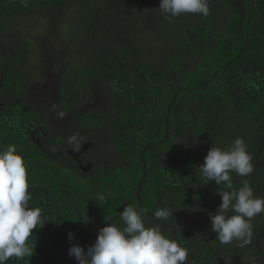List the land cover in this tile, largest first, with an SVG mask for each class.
<instances>
[{"label":"trees","instance_id":"obj_1","mask_svg":"<svg viewBox=\"0 0 264 264\" xmlns=\"http://www.w3.org/2000/svg\"><path fill=\"white\" fill-rule=\"evenodd\" d=\"M159 4L0 0V93L19 92L14 108H0V147L19 143L17 120L25 117L31 129L36 125L39 114L27 102L29 95L37 97L35 84L41 104L54 100L50 107L56 100L65 104L71 95L95 97L106 107L105 113L87 111L78 120L84 135L104 133L105 149L89 171L71 164L67 153L58 158H68L69 165L42 164L33 148L24 147L31 154L22 156L32 188L29 203L43 210L45 225L29 239L33 256L12 257L6 264H77L68 252L72 244L86 251L112 216L125 206H139L145 147L140 209L146 226L160 223L169 238L188 249V259L205 264L239 252L260 253L264 260V212L251 220L249 243L222 244L209 215L221 203L218 191L226 189L199 168L211 145L227 148L243 137L254 171L247 177L233 172V186L248 180L254 194L264 197V0H209L207 16L168 19ZM59 51L72 60L63 61ZM46 82L53 87L44 88ZM33 191L39 198L52 192L50 206L59 209L43 207ZM100 194L106 202L98 201ZM165 207L174 211L173 218L154 221V211ZM113 223L124 226L120 217Z\"/></svg>","mask_w":264,"mask_h":264},{"label":"clouds","instance_id":"obj_2","mask_svg":"<svg viewBox=\"0 0 264 264\" xmlns=\"http://www.w3.org/2000/svg\"><path fill=\"white\" fill-rule=\"evenodd\" d=\"M157 10L166 19L182 14L207 16L210 13L209 0H160ZM18 96L16 88L6 90L4 95H0V108L4 110L7 107L14 108ZM64 99L66 101V97ZM90 103L92 101H87L82 96L71 95L65 104L59 101L50 109H59L68 114L70 125L72 120L78 123V120L83 119L87 111L94 114ZM96 103L100 104L97 101ZM96 110L98 113L99 110ZM101 133L102 131H97V135ZM92 135L93 132L87 136ZM72 139L74 137L69 139V143ZM102 146L101 143L95 150L100 151ZM252 160L244 138L237 137L227 148L211 145L203 164L199 166L202 175L208 181H214L218 186L224 185L226 189L218 191L221 203L215 213L209 215L211 230L222 244H229L233 240L242 241L243 244L249 243L252 236L251 220L264 212V197L254 194L248 180H244L238 189L233 186L232 173L241 177L249 176L254 171ZM27 176V164L18 152L17 145L7 144L0 147V264H6L12 257L17 259L32 257L34 246L29 243V239L34 236V229L38 230L45 225L43 210L30 206L32 196ZM34 192L39 198L38 192ZM60 194L56 196L58 204ZM51 197L52 192H45L38 200L44 207L59 209L50 206ZM98 201L106 202L105 194H100ZM173 212L166 207L158 208L153 213L154 221H167L173 218ZM145 218L143 208L125 206L120 212L123 227L106 223L98 231L95 242L88 246L86 251L83 246L72 244L68 250L69 255L77 264H186L188 249L169 238L160 223H154L151 227L146 226ZM56 230L58 237L59 231ZM68 238L72 240L73 233L69 232Z\"/></svg>","mask_w":264,"mask_h":264},{"label":"flooded vegetation","instance_id":"obj_3","mask_svg":"<svg viewBox=\"0 0 264 264\" xmlns=\"http://www.w3.org/2000/svg\"><path fill=\"white\" fill-rule=\"evenodd\" d=\"M0 95L2 94L0 93ZM27 102L30 108H35L39 116L35 120L36 125L32 129L31 126H25L26 123H28L26 122L27 119L25 117L16 121L17 129L14 133L18 135L20 139L17 144L18 152L23 157L31 156L30 153H27L29 149L24 148L25 146H29L30 148H33V152L38 159L42 160H39L42 164H44L43 161H49L53 162L55 165H69L68 158H71V164H78L84 171L92 169L94 163L98 162L96 156L99 151H96L95 148L100 146L103 142L102 137L104 133L97 135V130H94L92 137L84 135L83 129L80 130L78 128L79 125L75 120H72L69 125L68 114L63 113V111L59 109L54 110L49 108L54 100L44 102L40 105H37L31 98H28ZM58 102L59 101L56 100L54 104H57ZM90 106L93 109L94 114H96L97 110L94 107V104L90 103ZM82 111L83 109H81V112ZM72 137H74V139L69 143V139ZM78 148L82 149V151L78 157H75L71 151L76 153ZM65 153L69 155L68 158H58ZM89 155H91L90 160L86 159ZM106 161L103 162L106 163ZM106 165L107 164H105V166ZM29 177L28 174V181L30 179ZM29 189H32L31 186ZM32 193L36 196L34 191ZM73 198L75 197L73 196ZM236 256L237 257H230L229 255H222L221 257L216 258L217 262L215 264H264V260L259 258V256H261L260 253L251 256V253L246 252V254H244L239 252ZM186 264H205V261L190 258L186 261Z\"/></svg>","mask_w":264,"mask_h":264},{"label":"rangeland","instance_id":"obj_4","mask_svg":"<svg viewBox=\"0 0 264 264\" xmlns=\"http://www.w3.org/2000/svg\"><path fill=\"white\" fill-rule=\"evenodd\" d=\"M65 52H66V56H63V52H62V51H59V56H60V58H61L63 61H71V60H72L71 55H70L67 51H65ZM55 60H56V57L52 60V62H54ZM41 62H42V61H41ZM52 62L49 61V62H47V63H52ZM43 63H44V62H43ZM46 68L48 69V71H49L50 73H52V75H56L55 72L53 71V67H52V66L46 64ZM47 83H49V85H46ZM42 85H44L43 87L45 88V87H53L54 84H52V83H50V82H46V83H44V84H42ZM34 87L36 88V93H37V97H38V94H39L38 87L36 86V84H35ZM37 97L32 96V95H29V98L33 99V100L35 101V103H37V104L40 105V104H41V101H39ZM96 100H98V99H96L95 97H92V100H91V101H92V103H95V104H94V107H95L96 109H98L101 113H105V111H106V107L103 106L102 103H100V104L96 103ZM190 143H191V145L196 146L197 143H198V141L192 138L191 141H190ZM104 149H105V148L102 147V148H100L99 150H104ZM107 151H110V150H107ZM86 159L90 160V159H91V155L87 156Z\"/></svg>","mask_w":264,"mask_h":264},{"label":"water","instance_id":"obj_5","mask_svg":"<svg viewBox=\"0 0 264 264\" xmlns=\"http://www.w3.org/2000/svg\"><path fill=\"white\" fill-rule=\"evenodd\" d=\"M169 109H170V107H169ZM167 131H168V126H167ZM81 151H82V149L78 148L76 153H74V152H72V151H71V153H73V155H74L75 157H78V155L80 154ZM141 157H142V160H143V169H142V178H141V180H140V181L138 182V184H137L136 196L139 198V206L137 207V209H140L141 204H142V199H141V196H140V191H141L142 183L144 182V179H145V172H146L145 161H144V156H143V151H142V153H141ZM117 217H120V213L115 214L114 216H112V217L109 219V224H110V223H113L114 219L117 218Z\"/></svg>","mask_w":264,"mask_h":264}]
</instances>
